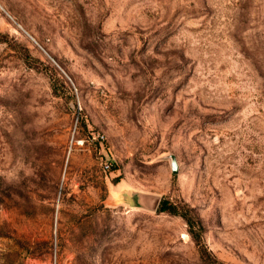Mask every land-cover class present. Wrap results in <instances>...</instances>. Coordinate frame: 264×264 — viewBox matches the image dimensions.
I'll return each mask as SVG.
<instances>
[{"label": "rangeland", "instance_id": "obj_1", "mask_svg": "<svg viewBox=\"0 0 264 264\" xmlns=\"http://www.w3.org/2000/svg\"><path fill=\"white\" fill-rule=\"evenodd\" d=\"M0 264H264V0H0Z\"/></svg>", "mask_w": 264, "mask_h": 264}, {"label": "water", "instance_id": "obj_2", "mask_svg": "<svg viewBox=\"0 0 264 264\" xmlns=\"http://www.w3.org/2000/svg\"><path fill=\"white\" fill-rule=\"evenodd\" d=\"M172 159L173 172H178L177 162L174 157ZM161 198L162 197L157 194L139 192L136 196V202L147 209L155 210L158 209L159 204L162 200Z\"/></svg>", "mask_w": 264, "mask_h": 264}, {"label": "trees", "instance_id": "obj_3", "mask_svg": "<svg viewBox=\"0 0 264 264\" xmlns=\"http://www.w3.org/2000/svg\"><path fill=\"white\" fill-rule=\"evenodd\" d=\"M159 211H169L175 214L181 213L179 211V208L176 204L171 203L170 201L166 200V199H162L159 207H158ZM188 222L190 225H192V220L188 219Z\"/></svg>", "mask_w": 264, "mask_h": 264}]
</instances>
